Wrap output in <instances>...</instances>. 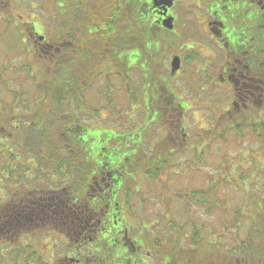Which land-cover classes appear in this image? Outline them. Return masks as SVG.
Wrapping results in <instances>:
<instances>
[{
	"label": "flooded vegetation",
	"instance_id": "flooded-vegetation-1",
	"mask_svg": "<svg viewBox=\"0 0 264 264\" xmlns=\"http://www.w3.org/2000/svg\"><path fill=\"white\" fill-rule=\"evenodd\" d=\"M96 1L50 0L48 5L46 0L48 15L42 35L32 15H26L21 23L12 18L20 8L15 0H0V19L13 31L23 28L27 52H44L52 63L71 67L85 63L80 56H109L98 80L120 78L130 122L125 132L111 128L96 136V146L90 145L97 149L95 154L86 148L92 139L84 137L82 148L91 155L87 162L72 163L75 170L71 172L58 176L49 165L51 177L37 181V163L30 165L29 183L18 185L11 198L0 200V264H89V258H95L108 244L116 245L118 264H154L148 260L156 257L147 251L143 228L132 219L135 213H160V205L163 209L160 192L165 184L174 182L166 169L184 166L201 170V165H210L213 132L218 126H198L203 131L198 133L196 115L206 123L238 121L244 134L252 130L257 137H264V0H174L171 6L168 0H113L112 7L120 16L107 19L109 25L117 21L118 41L113 45L105 41L102 47L97 39H88L101 31V0ZM198 6L196 25L206 37L204 43L209 41L204 45L182 39L178 17V9ZM92 11L97 17L89 16ZM176 43L177 47L166 46ZM205 45L214 52L207 55ZM137 74L141 80L138 89ZM150 88L156 91L155 100L136 97ZM112 92L113 88L105 96L111 98ZM111 103L103 107L105 112ZM153 124H158L155 133L148 131ZM115 145L127 149L126 154ZM200 153L205 154L204 162L195 160ZM141 154H148L147 163H141ZM178 157L180 162L173 161ZM152 164L157 165L155 178L142 167ZM68 165L65 161L61 169L67 170ZM16 167L14 179L21 175ZM195 179V187L178 195L187 200L179 201L171 212L202 213V204L196 210L192 202L211 197L213 182ZM184 180L185 186L191 182ZM197 190L201 193L194 197ZM205 210L210 213L207 205ZM194 228L199 232L207 226ZM175 229L180 234L185 230L181 226ZM22 235L27 239L22 240ZM200 238L207 242L206 236ZM145 251L152 256L145 258Z\"/></svg>",
	"mask_w": 264,
	"mask_h": 264
},
{
	"label": "rangeland",
	"instance_id": "rangeland-1",
	"mask_svg": "<svg viewBox=\"0 0 264 264\" xmlns=\"http://www.w3.org/2000/svg\"><path fill=\"white\" fill-rule=\"evenodd\" d=\"M15 1H16V6L17 7L19 6L20 8H16L14 10V15L12 17L13 19L21 23L22 21L25 20L26 15H32L33 19L38 23V25H42V26H39V28L43 31H46L45 19L48 15L47 13L48 7H47L46 0H15ZM47 2L49 5L50 0H47ZM113 4H114L113 0H101L100 2H98L100 11L108 19H110L114 14V9L112 7ZM31 6L32 7L35 6V8L31 9L30 8ZM198 10H200L199 6L195 8L193 7V11H191V9L186 10L184 8L178 9L179 23L180 25H182V29H183L182 39L189 41V43H196V44L204 45V44H207L209 41L206 39L205 41L206 43H204L203 40L206 37L204 36L203 31L202 30L200 31L198 26L196 25L195 17H197L196 12ZM191 12H193L195 15L192 14ZM35 14H39L40 16H35ZM121 14H124V13H121ZM19 16H22V17H19ZM119 16L120 15H117V17ZM185 18H190L191 21L189 22L183 21V19ZM146 34L149 35V31H146ZM7 35H8L7 26L5 22L3 23L0 21V77H1L0 101H2L0 103L3 104L2 109L5 112L9 113L8 105H10V102L8 101H10L11 99H9L7 95L9 93L10 87L12 89L19 90L23 88L21 84L23 83L24 88L26 89L33 88L35 86V83H33V80H31L29 73L33 72V66L35 67L36 73L40 70L41 66L44 68L43 60H46V59L45 57L43 56L39 57L36 54L30 56L23 50L24 48L23 45L20 46L19 41L15 40L14 37L11 36V34L8 37ZM166 46H170V47L176 46L177 47L178 43L170 44V45L166 44ZM205 47H206L205 51L207 55H210L212 52H214L210 45H205ZM93 57L94 56H92L91 59H93ZM38 58H41V59H38ZM99 59H100L99 57H94V61L99 60ZM90 61H88V63ZM30 63L32 64V66H29ZM96 71H98V67H93L91 69V72L93 73ZM111 76H114V74H112ZM137 76H138V80L136 82L135 87H137L138 89L140 87L139 83L141 82V80H140V75L137 74ZM13 78L15 80H12L11 82V79ZM45 78L49 79L48 76ZM45 78H42L43 81H48V80H45ZM5 81L9 82L10 86L8 87V90L4 86ZM30 82L32 83V86L25 87V84L30 85ZM111 88H113V92L111 94L112 97L108 98L107 96L104 95V93L108 92L109 89ZM41 91L43 92L44 90L41 89ZM155 92H156L155 89L150 88L148 90H144L143 96L139 94L136 97H139L144 101H148L147 97L155 100L156 99ZM82 93H84L83 100H84V103L86 104L85 106L86 110H82L80 114L82 117L85 118L86 125L89 128L87 126L86 127L84 126L83 121L79 123L83 127L82 136H84L88 140L92 139L91 143L89 142L86 148L95 154L97 149L91 147L90 145L96 146V138H95L96 136L98 135L102 136L103 134L109 132L110 131L109 128H112L116 130L117 132H121V131L124 132L125 130H128V126L130 122L128 118L129 116L127 115V112L125 111V108H126L125 86L123 82L120 81L119 77L112 78L110 81L108 80L106 82H102L101 80H96L93 85L85 88V90H83ZM5 96L7 97V99L4 100ZM107 102H112L114 103V105L111 107H108L107 112H105L103 107L107 105L106 104ZM197 102L201 103L203 101H197ZM33 105L34 103L32 102V107ZM81 106H82V101L79 98H77L74 104V107H73L74 110H79ZM64 110L68 111L69 105H66L64 107ZM86 111L88 112L86 113ZM107 114H109V117H106ZM53 116L54 114L49 115L48 119L50 120ZM116 117L117 119H115ZM196 117H198L197 127L213 125L216 123L212 121L208 123L204 122L199 113L196 115ZM15 118L16 117L13 116L11 121L13 122ZM20 123H21V120L19 121L15 119L14 129L16 130V132L22 133V131L20 130V126H19ZM2 124L5 125L4 119L0 121V125ZM218 126L226 129L227 138L225 139L221 138V139L214 140V143L212 145L214 147V152L212 153V160H210L211 165L206 166V167L203 166V168L206 170V172L208 173L210 177L212 178L215 177L216 179H219L222 175L224 177L227 176L228 181L231 183H234L235 186L239 187L241 190L243 189L247 190V188L249 187V192L246 195V194L241 193L242 192L241 190L239 191L238 189L236 190L234 187L230 185L229 186L225 185V188L223 187V189L221 190L222 194L218 193L217 197L228 199L229 201L227 202V204L229 205V207H227L228 213H220L219 211H217V213L215 212L214 213H192V216L194 219V223L192 225H196V223L197 225L206 224L207 226L210 227V229L207 230L210 233V235L213 232H218V230L216 229L224 228L222 224L225 227L232 228L234 231L233 233L227 232L226 234L216 236L218 243L223 244L226 240L229 248L232 245L234 246L236 245V242L233 240L232 236L237 237L238 233H240L241 239H244L247 233L251 235V237L255 236V240L257 241L256 245L261 244L264 246V237H261L262 234H260L261 232H259L258 230L259 228L261 229L262 227H264V217H263V226L259 227V226L254 225V222L256 224L260 222V221L259 222L255 221V219L257 218V213H254V212L248 213L249 215H252L253 217L244 216L242 214V216H239L238 220H235L237 213H232L234 209L240 207L241 204H243L244 195L246 196V198H252V196L254 198H258L256 201L255 207L258 210L263 211L264 199L262 200L260 198V193L257 192L255 188H253V183H247L244 180L238 179V177L239 176L246 177L248 175L247 177L248 182L250 181L254 182L255 177H256V181L258 182L256 184V187L258 188L259 186V189L261 190L264 187V137H253V134L249 132L248 135H245L244 141L237 144L235 143L236 137H235V132H234V130L237 129L236 125H231V122L228 123L226 121H220L218 123ZM101 127H103L104 129H102ZM157 127H158V124H153L149 127L148 131L155 133ZM91 128H101V129H91ZM0 130H1L0 136H3L6 133V130L3 127L2 128L0 127ZM197 132L203 133V131L199 129V127L197 129ZM213 137H214V134H213ZM4 139H7L8 142H6L7 145H4L2 147V152H1L2 158L0 159V170H2V168L6 164L10 165V163L13 162L9 156L5 155L4 153L5 148L8 149V147H11L12 149H15L16 147H18L16 141L13 140L12 135L5 136ZM224 142L226 144H224ZM21 143L22 142H20L19 145ZM115 147L123 155L126 154L127 150H121V148L117 145H115ZM90 151H84V154L88 152V154L84 157L86 161H88V157L91 155ZM107 153L110 154V153H115V152L108 150ZM28 156H31V157H30L29 162L27 163L26 158ZM64 156L66 157V159H68L67 154H63V155L60 154V156L55 159H46L52 168V173L58 176H61L62 172L63 173L65 171L70 172L69 165L67 167V170L61 169L62 164L59 163V159ZM25 157L26 158H23L22 163L18 164L16 167L17 174L20 172L21 175L16 176V178L14 179V174H9V177L6 174H4L3 177L5 180L0 181V200L4 196H6L8 199L9 197L11 198L12 197L11 191H13V189L18 188L19 187L18 185H24V183H29V179H28L29 172H26V171L28 170V168L30 169L32 155L29 154V155H26ZM199 157L204 158V155L201 154V156ZM41 163L42 162L40 161L39 164ZM88 166L90 168L89 164ZM236 166H238L237 169H239V171H236ZM156 167L157 165H154L152 168H154L157 171ZM71 168L75 170V165H72ZM184 173L180 174V176L175 178L173 182V185L175 187L184 185L185 183ZM41 175L44 177H51V174H48V173L41 174ZM190 176L194 178L192 173ZM18 180L22 181V183H19ZM3 189H6L4 191L5 193L3 192ZM177 192H181V191H175V193ZM162 194L163 196L166 195L165 192H163ZM262 194L264 195V193ZM198 202H199L198 204L192 205V207L196 210L201 209L202 201H198ZM173 207H174L173 209L176 208L175 205H173ZM246 207L247 209L251 208V203L249 202V199H247ZM163 209L166 210L164 207ZM163 209H162V206L160 205V213H159L160 220L158 221V223L155 222V220L153 219L156 216L155 213H148V214L145 213L141 217L135 216V218L132 219V222H134L135 225L138 224L139 229H142L144 225L142 234H144L145 237L147 236L152 237V235H154L157 232V230L160 228V233L158 232L160 236L158 238H160V241H162L166 246H170L174 244L176 248L177 247L176 241L179 240L180 234L175 232L174 229L177 225H185L188 220L187 218L188 216H187V213H163L162 212ZM260 218L261 217L259 216V219ZM149 228L153 230V233L149 234L147 232V229ZM253 229L254 231H256L254 234L252 233ZM195 231H196L195 229L190 231V229L188 228L187 232H182V237H181L182 243L179 247L188 249L190 251L193 250L192 249L193 244L191 242L193 239L192 234ZM204 234H205V231H204ZM155 237L156 238L154 239L155 240L154 242L159 241L157 236ZM211 237H212V240H215L213 235H211ZM21 239L26 240L27 236L22 235ZM207 242H208V239H207ZM38 243L42 245L44 243V240H39ZM202 244H206V242ZM256 245L252 243V247H255ZM222 246H219V248H222ZM102 247L103 248L99 249V251H97V254L94 255L95 258H89V264H118L117 263L118 261L116 260V251H118V249L116 248V245L108 244L107 246H102ZM203 247L209 248V246H206V245ZM204 248H201L203 252L205 251ZM54 249H56V247H54ZM212 250L213 248L210 249L209 252L210 253L212 252V254L214 253L215 256H220V254H217L219 252L218 250H214V251ZM222 250L225 251V249H222ZM202 251L201 252L198 251V253L202 254ZM241 254H242V251L240 252L239 255ZM151 256H149L148 253L144 252L145 258L151 257ZM197 258H199L198 255H196L195 258H191L192 264H196ZM227 258L231 260V264H238L237 262L238 257L229 256ZM148 260L153 262L154 264L162 263L161 261L159 262L157 258L156 259L150 258ZM179 261L173 264H184V261H180V262ZM239 263L244 264L241 261ZM57 264H63V263L58 262ZM163 264H168V263H163Z\"/></svg>",
	"mask_w": 264,
	"mask_h": 264
},
{
	"label": "trees",
	"instance_id": "trees-1",
	"mask_svg": "<svg viewBox=\"0 0 264 264\" xmlns=\"http://www.w3.org/2000/svg\"><path fill=\"white\" fill-rule=\"evenodd\" d=\"M116 12L118 14L119 11ZM100 28L103 30V33L99 32L98 34L91 35L88 38L91 42L97 39L98 46L102 47L105 41L113 42L111 43V45L118 41V35H116L114 27H108L105 25L100 26ZM60 33L62 32H56V34L58 35H60ZM75 34L77 35V33ZM91 44L89 47L90 52L92 47ZM90 58L91 55L88 57L80 56V59L85 60V63H82L80 65L79 63H75L71 67L70 65L63 66L61 63L54 64L51 62L50 58H47L45 56L46 60H43L44 68L41 66L40 70L37 72V83L33 88L26 89L24 88L23 83H21L23 88L19 90L12 89L10 87L9 93L7 95V97L11 99L10 101H8L10 102V105H8L9 113L2 112L3 104L0 103V121L3 119L5 120V125L2 124L0 125V127L2 128L5 126L6 129L8 128V130H6V133L3 136H0V159L2 147L4 145H7L6 142H8V140L4 139V137L12 135L14 141H18V143L22 142L19 145V155L23 158H26L25 156L30 154L35 157L36 160L38 158L39 161H43L47 159L48 155H57V157H59L61 154L60 151H68L67 154H69V166H71V162H83V158L80 155L79 150H77V148H79V145H86L83 139L84 136H82L83 127H79V124H76L77 121L72 118L75 112L69 110L65 111L64 107L66 105H69V109H73L74 104L78 98L76 84L78 83L79 76L86 68V63L90 60ZM93 61L94 59H92L91 64H93ZM47 76L49 77V79L45 78ZM42 78H45V80L48 81H43ZM12 80L15 79H11V82ZM4 86L8 90V87L10 86L9 82L5 81ZM25 87H27L26 84ZM41 89H43L44 91L42 92ZM7 97L5 96L4 100L7 99ZM32 102H34L33 107ZM52 114H54V116L51 118V120H49V115ZM13 116L16 117L15 119L19 121L21 120L19 126L22 133L16 132V130L14 129L15 119L13 120V122L11 121ZM6 153L11 159L15 157L13 150H7ZM42 156H44L45 158H40ZM223 181L224 177H220L219 179L214 181L212 190H214V207L216 206L219 211L225 213L226 208L229 207V205L227 204V202L229 201L228 199L217 197L219 188L222 187V184H220V182ZM227 183L229 182L227 181ZM256 184L257 183L253 185V188H255V190H257ZM262 190H264V187L262 188ZM247 193L244 192V194L246 195ZM260 198L263 200L262 196H260ZM247 199H249V202L251 203V208L249 209H247L246 207ZM257 199L258 198H254L253 196L252 198H246V196L244 195L243 204L232 211V213H237L235 220H238L239 216H241V213H245L244 216L253 217L248 213L254 212L257 213V218L255 219V221H260L258 224L254 222V225L262 227L264 217V204L263 211L258 210L255 207ZM259 216L261 217V220L259 219ZM222 226L225 227L223 224ZM255 232L256 231H254L253 229L252 233L254 234ZM259 232H261L260 234H262L261 237H264V227H262ZM233 240L236 242V245H232L226 251L220 252V256H215L214 253L212 254V252L210 253L209 251L211 248L204 247H202L205 250L203 252L201 248H195L190 251L179 246L174 249L172 245H170L164 247V252L170 257L171 264L176 263L179 260L184 261V264H192L191 258H195L196 255H198L199 257L196 259V264H231V260L227 258L229 256L238 257V264H240V261L244 264H264V246L261 244L256 245L257 241L255 240V236L251 237V235L247 233L244 239H241L240 236H238ZM252 243L256 246L252 247ZM205 245L207 244H203L202 246ZM198 251H202L203 255L198 253ZM241 251L242 254L239 255Z\"/></svg>",
	"mask_w": 264,
	"mask_h": 264
}]
</instances>
